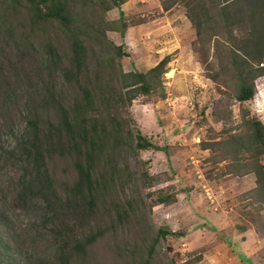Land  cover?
<instances>
[{
	"label": "rangeland",
	"instance_id": "obj_1",
	"mask_svg": "<svg viewBox=\"0 0 264 264\" xmlns=\"http://www.w3.org/2000/svg\"><path fill=\"white\" fill-rule=\"evenodd\" d=\"M161 1L123 0L110 10L98 0L74 4L90 75L105 70L121 90L117 71L146 72L170 56L150 93L108 110L126 141L96 166L103 186L89 211L66 200L76 171L58 151L46 158L59 196L52 208L22 191L28 121L51 130L58 105L80 100L81 78L62 25L33 26L23 1L0 0V264H264V207L247 169L254 152L241 148L248 120L264 125V75L251 100L237 101L225 46L207 29L197 36L181 2L164 10ZM115 46L127 56H115ZM138 132L163 149H137ZM258 160L264 168V152Z\"/></svg>",
	"mask_w": 264,
	"mask_h": 264
},
{
	"label": "trees",
	"instance_id": "obj_2",
	"mask_svg": "<svg viewBox=\"0 0 264 264\" xmlns=\"http://www.w3.org/2000/svg\"><path fill=\"white\" fill-rule=\"evenodd\" d=\"M14 1L24 2L31 25L35 26L50 20L62 25L70 40L71 66L75 76L81 78V80L77 79L81 89L80 100L69 108L58 105L59 115L56 123H51L53 126L51 130L43 134L36 119L28 121L27 126L31 133L20 144L26 162L24 165L28 169L22 183V191L34 190L31 195L40 196L46 207L52 208L59 196L54 188L53 177L47 168L46 158L58 151L60 156L71 158L76 171L75 181L67 188L66 200L91 211L95 194L100 192L103 186L101 179L94 176L96 166L105 155L110 153L109 150L114 151L126 141V139L121 140L122 123L108 113V110L111 107L128 105L136 96L150 93L154 77L165 73V66L170 56H165L146 72H123L120 69L114 74L120 85L121 90H118L111 83L112 77L107 76L105 80V70L98 69L92 76L89 70L85 69L89 50L86 40L81 36V30L76 26L73 14L77 0ZM98 1L104 4L106 10H110L112 7H118L123 0ZM161 2L164 10L181 2L185 7L186 17L195 27L197 36L207 29L216 39V46H225L236 78V100L239 102L251 100L255 94L254 80L264 75V0H162ZM115 48V56H127L121 47L115 46ZM100 107L105 110V117L100 118L92 114ZM248 125L251 130L248 143L241 148L254 152V161L251 166H247V169L256 176V186L252 193L260 203L259 208L262 209L264 168L258 157L264 152V125L256 118L248 120ZM135 147L144 150L163 149L152 144L140 132L135 136ZM166 233L160 230L161 236L164 237ZM95 239L94 235L88 236L84 242L75 244V250L82 252ZM150 263L148 257L139 264Z\"/></svg>",
	"mask_w": 264,
	"mask_h": 264
},
{
	"label": "crops",
	"instance_id": "obj_3",
	"mask_svg": "<svg viewBox=\"0 0 264 264\" xmlns=\"http://www.w3.org/2000/svg\"><path fill=\"white\" fill-rule=\"evenodd\" d=\"M130 1H135V0H130ZM141 1H144V0H141Z\"/></svg>",
	"mask_w": 264,
	"mask_h": 264
}]
</instances>
